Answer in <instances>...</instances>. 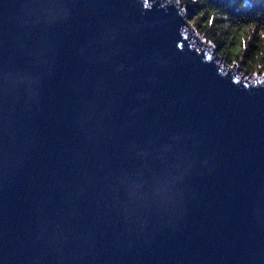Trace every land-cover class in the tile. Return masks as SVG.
<instances>
[{
  "label": "water",
  "instance_id": "water-1",
  "mask_svg": "<svg viewBox=\"0 0 264 264\" xmlns=\"http://www.w3.org/2000/svg\"><path fill=\"white\" fill-rule=\"evenodd\" d=\"M186 14L0 0L3 264H264V88Z\"/></svg>",
  "mask_w": 264,
  "mask_h": 264
},
{
  "label": "clouds",
  "instance_id": "clouds-1",
  "mask_svg": "<svg viewBox=\"0 0 264 264\" xmlns=\"http://www.w3.org/2000/svg\"><path fill=\"white\" fill-rule=\"evenodd\" d=\"M203 2V0H202ZM143 10H152L154 6H159L165 11L169 10V5H174L178 10V15L184 18L185 8L181 6L184 0H139ZM234 9H239V15H232ZM208 13V18L204 22L203 29H199L196 26L195 21H189L183 23L179 28V35L188 39L189 32L194 34L195 39L189 45V49L200 54L203 52V48L197 45V40L207 46H211L213 49L216 47L215 37L224 39L222 35L224 30H227L230 34L227 36L228 40L236 38V46L230 51L237 53L247 47V42L252 40V34L255 33L258 39L253 41L256 44V50L252 54V58L249 59L248 64L252 66L250 72L251 79L248 76H244L246 83H242L246 89L251 88H264V0H222L219 7L208 6L204 10L199 12L197 19L200 16H204ZM218 16H222L226 19L225 23L216 24L213 27L214 20ZM185 21V19H184ZM190 25V27H189ZM176 47L179 50H183V45L178 42ZM229 52L227 45L223 51L216 53L221 57L225 56ZM213 59L211 52L204 53L202 56L203 62H210ZM217 67L218 74L222 77L229 75V70L238 64V60L235 55L232 56L231 63L222 60H216L214 63ZM242 75V74H241ZM241 75H234L232 77L233 83H241ZM207 164V161H204ZM0 264H3V260H0Z\"/></svg>",
  "mask_w": 264,
  "mask_h": 264
},
{
  "label": "trees",
  "instance_id": "trees-1",
  "mask_svg": "<svg viewBox=\"0 0 264 264\" xmlns=\"http://www.w3.org/2000/svg\"><path fill=\"white\" fill-rule=\"evenodd\" d=\"M222 0H184L183 6L188 12V15L190 17L189 21H195L196 26L199 29H203L204 22H206L208 18V13L206 12L204 16H200L199 19H197V16L199 15V12L204 10L205 7L208 6H216L219 7ZM232 15H239L240 11L239 9H234ZM226 19L222 16H218L216 20H214L213 27H215L216 24H222L225 23ZM230 33L227 30H224L222 35L225 37L224 39H220L219 37H215V33H213V37L215 38L216 43V50L217 52H221L224 50L225 45H227L229 52L221 57L223 61H227L228 63H231L232 56L235 55L238 62L242 65L243 71L248 73L250 75V72L252 70V66L248 64L249 59L252 58L253 52L256 50V44L253 43L258 37L255 33L252 34V40L247 42V47L244 48L242 51L237 53H232L230 50L236 46L237 40L235 37H233L232 40H228L227 36Z\"/></svg>",
  "mask_w": 264,
  "mask_h": 264
},
{
  "label": "rangeland",
  "instance_id": "rangeland-1",
  "mask_svg": "<svg viewBox=\"0 0 264 264\" xmlns=\"http://www.w3.org/2000/svg\"><path fill=\"white\" fill-rule=\"evenodd\" d=\"M182 6H183V4H182ZM183 7H184V6H183ZM184 8H185V7H184ZM185 13H187L186 15H188V12H187L186 9H185ZM189 19H190V17L188 18V22H189ZM192 34H193V33H192ZM197 45L200 46V47H203V44H200L199 42H197ZM216 53H218V52H216ZM215 56H216V60H222V58H221L219 55H216V54H215ZM222 61H223V60H222ZM234 67H238L237 71L239 72L240 75H241V74H245V76H248L249 79H251V75H249L248 73H246V72L243 71L242 65H241L239 62H238V64L235 65Z\"/></svg>",
  "mask_w": 264,
  "mask_h": 264
},
{
  "label": "bare ground",
  "instance_id": "bare-ground-1",
  "mask_svg": "<svg viewBox=\"0 0 264 264\" xmlns=\"http://www.w3.org/2000/svg\"><path fill=\"white\" fill-rule=\"evenodd\" d=\"M203 48V47H202Z\"/></svg>",
  "mask_w": 264,
  "mask_h": 264
}]
</instances>
